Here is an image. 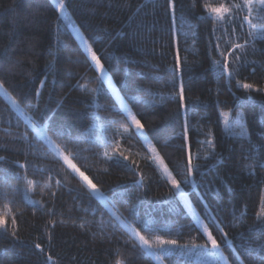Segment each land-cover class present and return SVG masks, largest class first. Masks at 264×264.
Wrapping results in <instances>:
<instances>
[{
	"label": "trees",
	"instance_id": "1",
	"mask_svg": "<svg viewBox=\"0 0 264 264\" xmlns=\"http://www.w3.org/2000/svg\"><path fill=\"white\" fill-rule=\"evenodd\" d=\"M205 2L219 6L226 0H196L194 8L193 0H178L175 19L167 10V0H66V7L72 21L90 42L94 37H102L103 42H95L93 47L122 94L121 81L133 88L143 86L164 93L162 99L155 97L156 106L145 108L147 116L140 118L146 128L151 127L148 138L173 173L184 164L188 145L194 159L199 153V162L207 165L206 169H201L205 175L195 176L197 184L204 187L198 191L184 189L200 216L207 223L200 200L203 195L229 239L239 244L241 241L236 234L244 233L245 241H254L251 246L255 247L264 244V236L250 231V226L258 223L257 213L264 199V166H261L264 163V91L249 92L240 88L236 80L229 83L213 70L212 59L219 57L214 50L211 56L208 54L212 21L197 18L203 14ZM58 16L53 0H0V79L13 96L27 97L31 103L38 101L41 110H56V124L74 133L83 132L94 122L92 113L97 111L91 89L103 87L95 96L101 106L112 104L113 93L107 85L97 84L94 79L97 72L83 62V49L62 17L57 29ZM216 36L222 37L220 43L224 47L228 36L220 32ZM177 41L180 76L188 105L186 140L180 135L185 114L175 98L178 89L168 83L172 79L170 68L175 62ZM102 49L108 53V59ZM242 59L249 63L241 68L237 78L264 89V40L257 39L254 48H248ZM157 76L164 79L157 80ZM42 80L45 81L43 88L40 87ZM78 81L87 84V88L78 87ZM38 90L39 96L36 95ZM139 94L146 96L147 92ZM248 95L252 96L251 101L247 100ZM58 105H61L59 109ZM133 107L135 109V105ZM98 114L104 116L108 112L103 110ZM16 116L6 98L0 95V117H4L0 120V156L7 158L0 161V168L9 169L6 177L0 174V216H5L10 224L11 215H16L20 237L13 241L9 236L0 235V264H50L46 254L52 255L57 264H114L117 258L124 259L126 264H161L125 243L130 235L126 228L113 230L105 225L102 229L100 213L92 211L98 202L94 199L90 202L85 189L76 191L78 181L71 177L67 184L62 181L59 188L53 181L51 190L56 193L53 199L45 187L48 174L30 169L28 179L37 184L32 198L43 200L44 206H33L25 200V181L16 178L14 173L19 169L12 163L25 159L17 139L23 128H17ZM238 119L244 124L247 135L231 131V125ZM88 147L81 145L84 149ZM120 147L124 155L138 162L144 176L143 187L132 183V171L105 162L97 155L103 148L83 151L82 156L88 159L75 162L106 192L109 188L119 192L127 188L128 195L124 198L129 202H118L124 216L130 217L129 208L138 205L141 216L159 225L166 222L171 228V232L150 234L133 221V226L149 239L159 235L181 244L203 243L204 237L198 234L197 228L189 227L192 216L185 215L188 210L182 202L162 203L170 196V185L151 164V154L144 141L121 139ZM205 155L209 159H203ZM27 158L39 166L58 167L53 159L31 155ZM52 174L55 176V172ZM210 188L219 189L218 195H213ZM173 208L176 210L171 211ZM50 209L52 214H49ZM51 221L56 222L54 226ZM209 227L221 241L230 264H238L222 236L212 225ZM37 243L42 245L43 252L35 248ZM241 255L244 264H260L255 255ZM260 255H264V251ZM163 263L200 264V261L176 255L166 257Z\"/></svg>",
	"mask_w": 264,
	"mask_h": 264
},
{
	"label": "snow or ice",
	"instance_id": "2",
	"mask_svg": "<svg viewBox=\"0 0 264 264\" xmlns=\"http://www.w3.org/2000/svg\"><path fill=\"white\" fill-rule=\"evenodd\" d=\"M55 4L59 12L57 18V29L59 30L61 17L65 21H69L71 17L66 15V0H55ZM167 4L168 12L175 19L178 0H167ZM195 4L196 0H193V8ZM179 7L183 8V5L180 4ZM202 12L203 14L199 15L198 19H209L212 21L210 29L212 38L209 40L208 54L211 56L214 50L219 57V59H212L213 70L218 76L224 77L229 83L232 80H236L240 88L249 92L252 90L257 92L264 91V89L252 83L243 82L237 78L241 68L247 66L249 63L242 59V57L247 55V49L250 47L254 48L257 39L264 40V0H239V2H236V0H226V2L220 3L219 6H212L205 2L202 4ZM217 32L228 36L224 47H221L220 39L222 37H217ZM77 35L80 34L77 33ZM95 42H103L102 37H94L93 41L90 42L83 35H80V47L83 49L84 54L83 62L87 63L90 69L97 72V76L94 79L98 85H107L112 90L113 102L111 105H99L95 96L103 91V87L92 88L91 92L94 94L92 103L96 105L97 111L92 113L94 122L83 132L74 133L64 125L56 124L54 122L56 110H41L38 101L37 103H31L27 97L17 98L13 96L8 91L4 81L0 79V95L5 97L11 108L15 110L17 114V128H23L17 139L22 145L19 151L25 156V159L22 162L13 161L12 163L19 169V171L14 173L16 178L25 181L23 189L25 200L33 206L41 208L44 206L43 200L32 198L37 184L35 181L28 179L30 169L33 172L48 174V183L45 187L49 189V195L53 199L56 196L55 191L51 190L53 181L57 188H59L62 186V181L63 184H67L69 177H71L78 181V185L75 186L76 191L79 192L80 189H85L89 201L91 202L94 199L98 202L92 211L100 213L99 226L103 229L107 225L113 230L121 227L126 228L130 235L125 243H130L133 249H139L145 256L153 257L155 260L162 262L166 257L180 255L185 259L194 258L200 261V264H221L225 259V253L222 251L221 241L213 234V228L209 227V225H212L222 236L224 245L231 249L232 255L236 258L238 264H244L241 253L255 255L260 260V264H264V255H260L261 251H264V244L255 247L251 246L254 241H245L244 233L236 234V237L241 241L239 244L229 239L228 233L224 231L223 226L217 219V215L214 214L208 200L203 195L200 196V200L207 215V223L199 214L192 211L193 205L189 202L188 193L184 189L189 188L190 190L198 191L204 187L197 184L195 176L205 175L206 173L201 171V169H206L207 165L199 162L201 159L199 153L196 154L194 159L190 145H188L186 147L184 164L178 168L176 173H173L168 164L165 163L164 157L159 154L148 139L151 127L146 128L145 123L140 118L141 116H147L145 108L156 106L155 97L159 96L162 99L164 93L160 91L153 92L150 88L146 89L143 86L133 88L125 81H121L122 88L124 89L122 94L120 88L113 86V81L109 77V69L106 68L101 60V56L97 54V51L93 47V43ZM102 53L106 59L109 58L106 50L102 49ZM174 61V64L170 68L172 79L168 83L173 84L178 89L175 98L178 100L180 108L185 114L180 135L182 139L186 140L188 133V105L185 102L184 81L180 76L181 57L178 41L176 42ZM124 71L126 74L127 69ZM254 71L255 69H253ZM46 79L47 75L45 76ZM156 79L163 80L164 78L157 76ZM44 84L45 81L42 80L40 87L43 88ZM77 86L87 88V84H80L79 81L77 82ZM141 91L147 92V95H140ZM36 95H40L39 90L36 92ZM148 97H152V99ZM246 98L249 101L252 100L251 95H248ZM133 105H135V109ZM60 107L61 105L57 106L58 109ZM103 110H107L108 115L101 116L98 114ZM2 119L4 117H0V120ZM225 124L228 125L227 120ZM236 129L240 131L237 133ZM231 131L233 134L247 135L245 126L239 119L231 125ZM121 139L125 141L138 139L145 142V146L151 154V164L160 170L162 178L170 185V196L168 199L162 201V203L175 204L178 200L182 202L188 210L185 215L190 213L192 216V224L189 227L194 225L197 228L198 234L204 237L203 243L191 242L181 244L176 239H165L159 235H156L154 239H149L139 228L133 226V221L140 224L150 234L160 231L171 232V228L166 222L163 225H159L155 220L146 219L141 216L138 211V205H133L129 208L130 217L124 216L118 207V202H129L124 198L128 195L127 188L125 187L124 192H119L116 188H109L106 192L75 162L77 160L88 159V157L82 156L83 151H92L94 147L103 148L104 151L97 153V155H100L105 162H112L116 166L132 171L134 174L132 183L143 187L144 176L139 170V164L136 160L124 155V151L120 147ZM81 145H88L89 147L84 149L81 148ZM74 148L76 149L75 151H73ZM30 155L38 156V158L42 159H53L57 162L58 167L39 166L33 160L27 158ZM203 159L207 160L209 156L205 155ZM6 160V157L0 156V161ZM261 166H264V163H261ZM249 167H253V165H249ZM8 172L9 169L0 168V174L4 177L7 176ZM53 172H55V176L52 174ZM56 177H60V179ZM228 190L231 191L230 188ZM210 191H212L213 195H218L219 193V189L212 190L210 188ZM41 194L43 195V193ZM140 203H143V201H140ZM261 205V211L257 213L258 223L250 226V231L264 236V199H262ZM170 210L175 211L176 209ZM49 214H52L51 209L49 210ZM105 215H107V219H105ZM147 215L150 216L151 214L148 213ZM50 223L54 226L56 222L51 221ZM18 228L19 225L15 214L11 215L10 224L5 216H0V235L9 236L13 241H17L20 239L17 234ZM49 239H51V236H49ZM35 248L40 249L41 252L44 251L42 245L39 243L35 244ZM46 261L50 262V264H57V261L50 254H46ZM114 264H126V262L124 259L117 258Z\"/></svg>",
	"mask_w": 264,
	"mask_h": 264
},
{
	"label": "rangeland",
	"instance_id": "3",
	"mask_svg": "<svg viewBox=\"0 0 264 264\" xmlns=\"http://www.w3.org/2000/svg\"><path fill=\"white\" fill-rule=\"evenodd\" d=\"M53 2L55 3V0H53ZM56 5V4H55ZM66 15L69 16V13L67 11V7H66ZM70 17V16H69ZM64 20V18H63ZM65 21V20H64ZM65 24L69 27V29L73 32V34L75 35V37L77 38V40L79 41L80 43V35H83L85 38H87L83 32L75 25L74 21H72V19H70L69 21H65ZM77 33H79L80 35H77ZM110 77V75H109ZM111 78V77H110ZM112 80V78H111ZM113 81V80H112ZM113 86L117 88L116 84L113 82ZM110 89V88H109ZM111 90V89H110ZM112 91V90H111ZM149 139V138H148ZM150 141V140H149ZM151 142V141H150ZM145 143V142H144ZM152 144V142H151ZM153 145V144H152ZM154 146V145H153ZM189 202L192 204V202L190 201V199L188 198ZM193 205V204H192ZM192 211H195L197 214L198 211L196 210V208L194 207L193 205V208H192ZM200 215V214H199ZM202 218V217H201ZM203 219V218H202ZM206 222V221H205ZM159 263L161 264H164L163 261H158ZM223 264H230L229 260L227 259L226 255H225V259L221 262Z\"/></svg>",
	"mask_w": 264,
	"mask_h": 264
}]
</instances>
